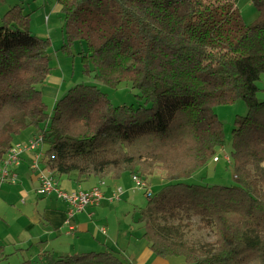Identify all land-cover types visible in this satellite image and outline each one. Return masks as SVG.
<instances>
[{"label":"trees","instance_id":"1","mask_svg":"<svg viewBox=\"0 0 264 264\" xmlns=\"http://www.w3.org/2000/svg\"><path fill=\"white\" fill-rule=\"evenodd\" d=\"M252 2L258 15L247 23L236 0H59L62 51L72 56L82 42L85 75L146 93L145 105H115L80 83L53 113L40 88L52 73V41L32 31L22 5L12 6L0 16V165L35 128L47 146L42 163L58 175L141 180L147 202L138 221L156 256L264 264V0ZM238 100L249 110L235 120L228 154L237 183H187L225 150L215 106ZM158 172L165 184L150 193ZM195 226L211 237L188 239ZM44 256L42 264H131L112 248Z\"/></svg>","mask_w":264,"mask_h":264},{"label":"rangeland","instance_id":"2","mask_svg":"<svg viewBox=\"0 0 264 264\" xmlns=\"http://www.w3.org/2000/svg\"><path fill=\"white\" fill-rule=\"evenodd\" d=\"M12 0H0V2H9ZM19 5L24 7L25 13L32 14V20L35 19L36 26H43L48 31V36L46 38H50L52 41L51 47V66L52 73L51 79L59 78L62 80V84L64 90L70 89L77 84L85 83L88 85L95 86L98 90L103 91L108 94L110 99L115 105H134L140 106L145 105L144 95L146 90L144 89H134L128 84H121L118 88H111L101 81H99L95 77V73L92 75L84 74V66L82 63V57L80 53L86 49L85 44L82 42H76L72 45L73 55H67L62 51L63 46V24L64 18L61 12V7L59 4V0H16ZM247 0H236V3L239 8L243 7ZM257 11L255 14L250 12L248 9H244L243 16L247 23H252L257 18ZM2 16V15H0ZM37 34V32H34ZM259 86L261 90L258 92V98L260 101H264V75L259 82ZM43 91L44 85L40 86ZM66 93V92H65ZM64 93V94H65ZM63 94V93H62ZM63 94V95H64ZM62 95V96H63ZM56 95L46 94L44 96L45 102L49 106V112L53 113V106H55V98ZM60 96V95H59ZM61 96V97H62ZM60 97V98H61ZM58 98V97H57ZM248 106L243 100H238L234 104H226V105H218L215 106V111L219 117V119L224 124V131L226 133V143H225V153L230 154L232 150L231 140H232V132L235 128V120L237 116H246L248 113ZM47 150V146L44 144H40V147L37 148L32 153H43L45 155V151ZM221 160L220 162L211 161L209 165L198 173H196L193 177L186 179L185 181L190 184H202V185H214V184H223L227 186H232L237 183L235 179V171L233 163H228L222 150L218 152ZM24 157V156H23ZM31 175L34 179V184L30 182L29 189V197L25 199L21 194L25 195L22 191V188H16V193L13 202L6 203L5 205L0 206V222L6 224L8 229L12 233L13 237H20L19 240L26 241L33 237V233L29 234V232L23 231L26 227L25 225L28 222H32L33 225H36L40 229H46L48 227V222L44 219V212L46 208L55 207L57 201H63L58 197L57 194H49L40 196L37 194V188L39 184V180L37 181L34 173L31 171ZM59 176V175H58ZM67 175H61V178H65ZM202 176H207L208 178L202 179ZM123 177H127L130 179V175L127 174ZM163 174L158 172L156 177L151 179V185L149 187L150 192L156 193L161 190L163 185L165 184L162 179ZM201 178V179H200ZM59 181V180H58ZM131 187L132 190L130 192H126L124 189V193L121 196L119 201L111 203L109 200H105L103 203L105 206L102 217L99 216V219H104L105 223L102 227L105 226L107 229V234L111 237V248L116 249L115 242H123L121 238V230H128L129 237H135L139 234V237L143 235L142 224L138 221L140 217L139 209L143 207L147 202V196L140 190L136 188V183L133 180V176L131 177ZM38 182V184H37ZM133 183V184H132ZM37 184V185H36ZM59 189L61 191L62 187L59 184ZM66 192V191H64ZM115 193V192H114ZM20 194V196L18 195ZM57 197V198H56ZM58 199V200H57ZM16 200V201H15ZM2 202V201H1ZM0 202V204H1ZM64 202V201H63ZM91 207L93 209L95 207ZM89 209V208H88ZM87 209V210H88ZM107 220H110L109 224L106 225ZM198 221L195 220V224ZM101 227V228H102ZM29 231V230H28ZM106 234V233H104ZM15 235V236H14ZM211 237V233L206 230H201L194 227V231L189 235L188 239L195 240H208ZM47 240V237L44 238ZM116 240V241H115ZM32 241V252H37V249H40L42 245L38 240ZM1 245V244H0ZM108 248V247H106ZM105 247L102 249H98L97 251H103L106 249ZM110 248V247H109ZM94 249H89L87 251H93ZM16 249H12L11 251H7L6 255H9V258L6 259L2 256L0 252V264H21L24 260L30 259L31 255H29V251L21 250L18 253H14ZM19 251V250H18ZM84 251V252H87ZM14 253V254H12ZM37 264H42L44 261L41 258L36 259L34 261ZM172 264H186L183 258H171Z\"/></svg>","mask_w":264,"mask_h":264},{"label":"crops","instance_id":"3","mask_svg":"<svg viewBox=\"0 0 264 264\" xmlns=\"http://www.w3.org/2000/svg\"><path fill=\"white\" fill-rule=\"evenodd\" d=\"M14 5H18L16 0H12L7 3L0 2V15L5 14L7 10H9ZM239 9L242 16L244 9H248L250 12H253V14H255V11H257L252 0H247L245 4H243V7L241 6V8ZM31 29L33 32H37L36 35L40 37L46 38L48 36V31L46 28H44L43 26L39 27L35 25V19L31 21ZM50 76L43 84L44 89L42 92L44 96H46V94L56 95L54 99H56L55 102H57V100L65 92H67L68 89L64 90V84H62L61 79H51ZM35 136H37V130L35 128H30L23 131L15 139L14 143H26L33 139ZM35 155H37V153L35 152L25 153L22 163L19 166L12 167V171L17 175V183H5L4 185H2L0 189V202L2 201L0 206L5 205L6 203L13 202L14 198H16L15 193L17 191V187L20 189L22 188V191L25 194H21L22 197H25V199L29 197L28 188L30 187V182L34 184V179L31 175L32 170L30 167L35 159ZM220 160L218 162H220ZM213 162L215 161L213 160ZM33 173L36 180L38 181V173ZM60 176L61 175L58 176L57 174V179L59 180V184L61 185L62 190L66 192H75L79 188L89 190L104 181L106 183L105 187L103 188L105 196L104 200L99 207H95L93 209L89 208L88 210L77 214L74 219L70 220L69 223L73 224L75 228L71 233H69V227L67 224V212L69 206L66 202L60 201L58 199L55 207L53 206L50 208H46L44 212V219L48 222V227L45 230L38 228L36 225H33L31 221L28 222L27 225H25L26 227L23 229V231H25V233L29 232V234L33 233V237L26 241L19 240L20 237H17L15 235V237H13L12 233L8 229V226L0 222V252L4 258H6L5 255L7 251L16 249L14 253H18L21 250L29 251V255H31V258L27 260H31L32 262H34L36 259L41 258V260L45 263V254H49L54 258H58L61 256L83 253L84 251H87L89 249H94L93 251H97L98 249H102L104 247L111 248L112 239L107 234V229L105 228L106 234H104V232L102 231V229L105 227H102L105 223V220L99 219V216L102 214L104 208L107 207L103 202L105 200H109L119 190V188L123 189V191L125 189V191L129 193L133 188L131 187V181H129L131 180L132 176L130 175V179L122 176L119 179L105 178L104 180L97 177H79L77 173L67 175L64 179ZM205 178L208 177L202 176V179ZM18 195L20 196V194ZM109 222L110 220H107L106 225H108ZM129 233L131 232H129L128 230H121L120 235L123 242L115 240V245L117 248H114V250L120 252L124 259H126L128 262H130L131 264H172L171 259H165L156 256L150 249L148 243L144 240L143 235L142 237H139V234H137L135 237L131 236L130 238ZM46 237L47 240L45 241L44 238ZM32 239L38 240L42 244L40 246V249H37V252H32Z\"/></svg>","mask_w":264,"mask_h":264},{"label":"built area","instance_id":"4","mask_svg":"<svg viewBox=\"0 0 264 264\" xmlns=\"http://www.w3.org/2000/svg\"><path fill=\"white\" fill-rule=\"evenodd\" d=\"M40 144H44L43 136L37 135L26 143H15L6 154L4 162L0 165V189L5 183H17V175L12 171V167L19 166L23 161V156L27 152L35 151L40 147ZM225 160L230 163V156L223 152ZM44 154L41 152L35 155V159L31 164V170L38 173L39 186L37 188V194L40 196L57 194L60 199L66 202L69 206L68 215V227L69 233L73 232L74 225L70 224V220L74 217L86 211L88 208L98 206L104 200V187L106 183L103 181L99 185L94 186L89 190L79 188L75 192H64L59 189V181L57 174L51 169H47L42 163ZM220 160V156L217 155L214 158L215 162ZM133 180L136 183V188L141 189L142 182L137 176H133ZM150 192V191H149ZM123 189L119 190L109 199L111 203L119 201L123 195ZM151 193V192H150ZM105 233V227L102 229Z\"/></svg>","mask_w":264,"mask_h":264}]
</instances>
